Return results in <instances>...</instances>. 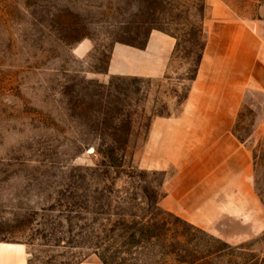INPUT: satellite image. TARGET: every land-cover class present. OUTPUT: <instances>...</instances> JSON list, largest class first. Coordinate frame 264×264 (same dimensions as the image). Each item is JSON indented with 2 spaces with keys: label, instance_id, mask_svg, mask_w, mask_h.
Here are the masks:
<instances>
[{
  "label": "rangeland",
  "instance_id": "374dc122",
  "mask_svg": "<svg viewBox=\"0 0 264 264\" xmlns=\"http://www.w3.org/2000/svg\"><path fill=\"white\" fill-rule=\"evenodd\" d=\"M262 6L0 0V241L24 243L30 264H264V89L241 91L233 127L251 150L252 184L223 198L222 213L205 205L204 227L163 197L172 180L202 209L209 166L159 162L168 149L150 144L155 122L183 110L212 21L254 23L264 45ZM152 31L176 40L165 67L111 73L115 45L144 48Z\"/></svg>",
  "mask_w": 264,
  "mask_h": 264
},
{
  "label": "crops",
  "instance_id": "0c3cea01",
  "mask_svg": "<svg viewBox=\"0 0 264 264\" xmlns=\"http://www.w3.org/2000/svg\"><path fill=\"white\" fill-rule=\"evenodd\" d=\"M254 26L231 19L213 20L183 110L178 117L159 119L153 126L150 144L168 149V156L162 155L159 162L209 166L199 185V189L208 192L200 191V201L195 202L196 206H204L202 209L190 211L186 205L191 202L186 201L185 205L181 192L172 187V180L165 183L164 207L198 226L208 224L202 218L208 207L205 205H211L212 212L222 213L227 202L223 198L241 196L253 181L251 150L235 137L233 127L241 91L256 86L264 89V45ZM175 44V38L161 31H152L141 49L117 44L112 51L110 71L147 76L154 74V70L156 74L165 67ZM256 75L262 79L255 78ZM206 181L208 184H204ZM0 264H30L27 246L0 241ZM79 264L102 263L91 257Z\"/></svg>",
  "mask_w": 264,
  "mask_h": 264
},
{
  "label": "trees",
  "instance_id": "16d2710c",
  "mask_svg": "<svg viewBox=\"0 0 264 264\" xmlns=\"http://www.w3.org/2000/svg\"><path fill=\"white\" fill-rule=\"evenodd\" d=\"M126 44H128V43H126ZM133 239H135V236L134 235H133ZM134 245H140V242H136V244H134Z\"/></svg>",
  "mask_w": 264,
  "mask_h": 264
}]
</instances>
